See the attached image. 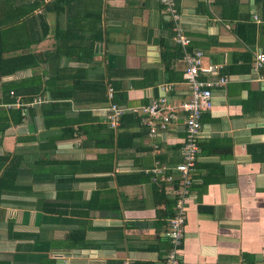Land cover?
Wrapping results in <instances>:
<instances>
[{"label": "crops", "instance_id": "1", "mask_svg": "<svg viewBox=\"0 0 264 264\" xmlns=\"http://www.w3.org/2000/svg\"><path fill=\"white\" fill-rule=\"evenodd\" d=\"M33 1L0 0V23L29 12L44 14L42 7L29 11ZM159 2L42 1L45 7L53 5L47 11V34L40 40L32 32L24 34L21 45L38 58L46 57L40 62L39 81L48 86L47 96L52 97L53 78L69 84L68 74L83 68L89 70L87 79L121 84L128 99L125 106L148 104L162 83L175 84L173 100L185 99V64ZM176 3L189 51H203L204 62L222 65L228 77L225 87L214 90V107L202 118L181 264H264V65L255 67L257 55L264 52V0ZM235 14L249 26L230 19ZM77 25L85 37L95 38L99 32L103 36L92 54L85 47V55L77 50V56L69 58L68 45L82 42ZM9 28L10 44H18V30ZM161 40L172 55L163 54ZM58 43L65 53L48 62ZM33 75L27 66L3 77L0 101L2 82ZM25 97L0 103V181L8 170L10 184V189L0 184V264H164L171 244L169 220L159 215L164 206L158 196L164 191L174 198L168 187L178 177L172 166L182 160V113L155 137L135 118L128 119V146L118 153L121 125L110 139L104 105L73 107L65 114L73 130H66L58 124L47 126L41 104L23 105ZM12 109H21V121L15 120L20 116L11 114ZM4 116L10 119L5 129ZM160 163L169 166L170 182L154 180L150 169ZM46 202H56L61 213L45 211ZM11 229L33 236L12 239ZM21 243L28 247L19 248Z\"/></svg>", "mask_w": 264, "mask_h": 264}, {"label": "trees", "instance_id": "2", "mask_svg": "<svg viewBox=\"0 0 264 264\" xmlns=\"http://www.w3.org/2000/svg\"><path fill=\"white\" fill-rule=\"evenodd\" d=\"M42 1L44 0H34L33 4H32V10L29 11H33L34 9H39L40 7H42V9L44 8L45 13L43 14V12H39L36 13L34 16L31 15V13H27L22 15L21 18L18 19H6L5 21H2L3 24L0 23V25L2 26V28H0V80L5 77V76H9L10 74L15 73L18 70H23L26 69L27 66H30L33 68L34 70V75L32 76V78H30L29 80H19V82H15V80H11V81H5L2 82L1 84V89L3 90V98L0 101L1 105L3 104H13L16 102L17 100V96H27L25 98H27L28 101L23 100V105L27 104V105H31L32 103L34 104H41V108H42V113L43 116L45 117V121L47 126H54L56 124L58 125H62V127H67L66 130H68V126L69 130H73V128H71V124L68 117L65 116V114L69 111L72 110L73 107L78 108V107H93V106H99V105H104L103 107H109L111 104H118V105H123V103H127L128 99H127V94L125 92V90H121L119 87H121L122 85L120 84H111L108 82H103V79L98 78L97 80H93V79H87L86 77H88L89 75V70L88 69H83V68H79L77 69L78 71L74 72H70L68 74V78L70 79V83L69 84H65L63 83L60 78L57 76L55 78H53V80H55V82L52 84V97L51 95L48 97L47 96V88L48 86H45L42 81H39V78L41 77V70L39 68H41V63L43 61H46V57H41L40 58L37 57V55H33L30 52H28V50L26 49V47H22V43L23 40L22 38L24 37V34L27 35V33H33L36 34L37 37L42 38L41 35L43 34H47L48 31V21H47V11L52 10L53 5H46V7L42 4ZM175 2H177V0H175ZM4 2L0 3V7L3 6ZM162 9H163V14L165 15L164 17L167 20V25L169 26V28L172 30V40L174 42L175 45L178 46V48L180 47L181 50V55L183 57L185 50L184 48L186 47L187 50L191 49V46L189 45V47L183 46L180 42H177L175 39V36L177 35V32L179 31L178 28H176V22L174 20V18L172 17L171 13L167 11L166 5L164 3H162L161 1L159 2ZM232 4V2H231ZM8 6V4H6ZM5 6V4H4ZM177 3H175V7L176 10L178 12V14H180L179 9L177 7ZM71 7V6H70ZM56 11V10H55ZM35 12V10H34ZM57 12V11H56ZM21 13H25V12H21ZM89 13V12H88ZM33 16L31 19H29L28 17ZM230 19H233L234 17H236L237 20V24H239L241 27L243 26H249V24L247 22H243V18L242 20L239 19V15L236 16H229ZM12 24V25H11ZM16 24V25H15ZM7 30H5L4 28L7 27ZM10 26H13V30H18L15 33H18L17 35V43L18 44H14L11 45L10 44ZM42 26L44 29H42ZM78 26V25H77ZM73 27V26H71ZM79 31H77L78 39H80L82 42H76L75 44H72V46L70 47L68 45V50H66L65 52H68L67 55L69 56V58H74L77 56L78 51H81L82 54L85 55V47L88 48L89 53H93L94 50H98L99 48V40H102V36L103 33L99 32L98 35L95 38H91V37H85L83 35V33H81V26H78ZM44 30V33H43ZM182 32V30H181ZM183 34V33H182ZM57 36H58V32L55 33V40L57 41ZM81 36V37H80ZM85 39V40H82ZM165 40H161V44L163 47V54H169L172 55V51L171 49H169L165 43ZM66 44V43H65ZM63 43H58V48L55 49V54L51 57H49V61H58L62 58V55L65 53L64 49H63ZM66 49V46H65ZM78 50V51H77ZM193 50V49H192ZM166 52V53H165ZM76 53V54H75ZM90 54V55H91ZM171 56H169L170 58ZM181 58V57H180ZM71 68H67L65 70H70ZM81 70V71H80ZM112 70V69H109ZM62 72V71H61ZM60 83H58V82ZM183 81V79H182ZM109 85H111L115 92L112 98L109 97V92H108V88ZM60 86H62L60 88ZM117 88V89H116ZM50 94V93H49ZM65 96V98H63ZM55 98V100L53 99ZM63 98V99H61ZM34 99V100H33ZM40 99V100H38ZM36 100V101H35ZM39 101V102H38ZM61 105V107H59ZM124 106V105H123ZM132 107V106H130ZM3 111L4 109H2L0 107V111ZM11 114L13 115H19L20 118L19 120L15 119L16 121H21L23 119V114L21 115V109H12L10 110ZM86 115L89 116L90 113H85ZM65 116V119H62V117ZM60 118V119H59ZM87 118H91V117H86ZM132 119L135 118L136 122H138V124H141V116L138 115V113L136 112H125L122 117H121V129H119L117 126L116 128H111L109 130V136L110 139H113L114 135L113 133L115 132V130L118 128V134H117V152L120 153L122 152V150H125V146L127 143V140L125 141V124L126 121L128 119ZM58 119V120H56ZM14 121V120H13ZM15 122V121H14ZM61 122V123H60ZM2 126L3 129H5L6 127L9 126L10 124V119L9 116L3 117L2 120ZM108 124V123H107ZM109 125V124H108ZM142 125V124H141ZM99 126V124H98ZM85 127H89L85 126ZM80 130H82L85 134H89L90 135V131L85 129L84 126L79 127ZM114 131V132H113ZM112 157V155H110ZM4 159V156L0 157V160ZM8 170L4 171L2 174V178L0 181L1 184V188L2 186L4 188L10 189V184H9V178H8ZM16 176V174L14 175ZM120 177V175H119ZM117 177V178H119ZM5 182V185H3ZM164 190V189H161ZM159 205H163V208L159 209V215L160 217L169 220V218L173 217L175 214V205H176V199L171 198V197H167L164 194V191H159ZM58 204L56 202H46L44 203V208L45 211L47 212H59L61 213V211H58ZM169 226V225H168ZM169 229V228H168ZM10 235H12V239H21L24 237H30L33 236L32 234H27L24 232H16L13 231L12 229L10 230ZM28 247L27 245L21 243L19 244V248L21 247ZM183 246V245H182Z\"/></svg>", "mask_w": 264, "mask_h": 264}, {"label": "built area", "instance_id": "3", "mask_svg": "<svg viewBox=\"0 0 264 264\" xmlns=\"http://www.w3.org/2000/svg\"><path fill=\"white\" fill-rule=\"evenodd\" d=\"M166 5L167 11L171 13L179 29L175 39L183 46L189 44V38L182 34L178 25L180 14L175 7V0H159ZM185 53L181 61L185 64L183 72V83L188 87L187 97L181 101L173 100L172 92L176 89L174 83H162L157 86L156 93L148 104L140 106H123L116 103L104 108L106 121L110 127L116 128L125 112H136L141 116V124L148 128L150 137H155L161 131L166 130L173 121L183 115L185 135L181 146L182 160L172 166L177 173V181L168 187L176 199L175 214L169 218L168 235L170 248L168 249L164 264H181V251L184 243L185 225L187 222V209L191 197L194 174L199 152V138L202 135V118L206 111L213 109V92L215 89L225 87L228 77L222 74V65L204 62V53L200 50L189 51L184 48ZM264 65V52L257 55L256 68ZM109 97L114 95V88L109 85ZM40 100V99H38ZM36 101V100H35ZM39 102V101H38ZM159 148L158 143L153 144ZM159 162V161H157ZM169 166L160 163L152 167L153 178L170 182L172 176L168 175Z\"/></svg>", "mask_w": 264, "mask_h": 264}, {"label": "clouds", "instance_id": "4", "mask_svg": "<svg viewBox=\"0 0 264 264\" xmlns=\"http://www.w3.org/2000/svg\"><path fill=\"white\" fill-rule=\"evenodd\" d=\"M106 108V107H105ZM182 146V145H181Z\"/></svg>", "mask_w": 264, "mask_h": 264}]
</instances>
